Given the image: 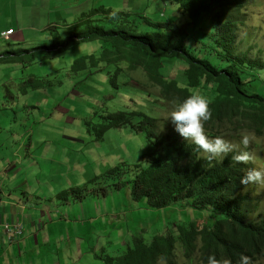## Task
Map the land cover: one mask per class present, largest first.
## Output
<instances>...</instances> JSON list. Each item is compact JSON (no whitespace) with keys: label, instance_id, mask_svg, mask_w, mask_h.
Segmentation results:
<instances>
[{"label":"trees","instance_id":"16d2710c","mask_svg":"<svg viewBox=\"0 0 264 264\" xmlns=\"http://www.w3.org/2000/svg\"><path fill=\"white\" fill-rule=\"evenodd\" d=\"M158 1L175 5L177 13L171 20L157 23L141 12L98 7L71 23L65 22L61 31L58 25L49 27L51 45L32 49L34 53L11 52L0 56V60L26 65L27 55L33 61L50 59L75 46L98 41L97 53L91 48L77 57L73 72L88 73L89 77L96 73L94 70H102L100 64L113 67L114 72L127 74L122 83L117 82L118 72L110 79L117 90H127L132 74L141 72L148 82L146 86L159 92L158 96L146 93L152 99L147 110L159 102L178 104L191 95H202L211 113L203 124L213 136L231 127L234 132L249 131L261 137L264 57H252L241 47L239 34L248 0ZM174 63L179 64L181 72L171 76L169 69ZM104 107L96 113L99 125L89 128L96 130V140H102L112 129L137 132L147 130V124L157 126L156 118L143 109L135 110V106L131 110V106L122 105L113 113ZM168 138L164 140L170 146L150 157L146 172L127 180V165L109 168L105 177L118 178L119 183L104 192L109 195L117 191L125 196L124 189H129V200L138 205L137 209L142 208L141 203L155 211L181 209L187 212L184 222H168L163 232L153 234L149 240L134 236L126 250L102 255L103 264H176L178 255L186 259L199 255L203 264H210V260L215 264L264 263V208L254 199L251 185L240 183L257 160L254 164L250 159L240 163L233 155L213 164L194 150L196 145ZM147 162L148 158L144 159ZM121 218L129 223L127 214ZM126 229L130 231L128 226Z\"/></svg>","mask_w":264,"mask_h":264},{"label":"rangeland","instance_id":"374dc122","mask_svg":"<svg viewBox=\"0 0 264 264\" xmlns=\"http://www.w3.org/2000/svg\"><path fill=\"white\" fill-rule=\"evenodd\" d=\"M103 6L114 11L141 12L157 23L171 20L177 13L175 5L158 0H0V33L7 27L16 31V38L9 41L0 36V56L49 46V27L58 25L61 31L65 22L71 23L82 13ZM241 21V47L250 51L252 57H264V0H250ZM97 45L98 41H93L75 46L50 59L33 61L27 55L26 65L0 60V182L8 191H15V184H24L36 196L52 193L49 198L54 206L48 210L53 214L46 212L43 218L46 222L55 221L51 225L56 224L57 228L53 232L55 239L50 236L53 246L41 242V250L27 263L12 259V264H103L102 255L126 250L134 236L149 240L153 234L163 232L168 222L185 220L187 212L181 209L155 211L144 203L137 209L138 205L129 200V189H124L125 196L117 191L105 195L104 191L119 183L118 178L105 177L109 168L124 162L129 166L142 164L140 160L147 155L161 152L155 145L161 141L147 130L133 132L130 128L112 129L102 140H96V130L89 129L99 125L96 113L104 106L113 113L122 105L149 113L146 105L152 99L146 93L158 96L159 92L146 86L148 82L141 72L131 73L133 79L127 90L111 85L110 79L118 72L113 67L100 64L102 70H94L96 73L89 77L88 73L73 72L74 60L91 48L97 53ZM179 70V64L174 63L169 72L175 76ZM126 79L127 74L119 73L117 82ZM173 103L162 104L166 107V133L171 124L170 113L177 104ZM218 136L233 145L231 152H247L253 164L258 161L255 168L264 169V134L259 137L249 131L234 132L230 127ZM243 136L248 137L247 146L240 143ZM4 169L15 173L12 181ZM126 170L124 177L128 180L133 175H129V167ZM250 185L254 199L263 209L264 184ZM79 186L86 190L73 193ZM82 194H86V199ZM122 214L124 218L127 214L129 223L121 221ZM198 225L201 227L203 221ZM46 234L40 233V238ZM198 256L186 259L178 255L175 263L203 264Z\"/></svg>","mask_w":264,"mask_h":264},{"label":"clouds","instance_id":"9594fccd","mask_svg":"<svg viewBox=\"0 0 264 264\" xmlns=\"http://www.w3.org/2000/svg\"><path fill=\"white\" fill-rule=\"evenodd\" d=\"M248 2L250 3V0H248ZM9 30H13L15 35L16 31L13 28L7 30L5 28V31H1L0 36L3 38V33ZM13 36L9 37V39L6 41L11 40ZM148 110L149 113L146 112L147 115L156 118L158 121L155 123L157 125L155 126V128L147 124V130L150 134L151 131L149 130V128H152V130L154 131L153 135H157L159 137V140L161 142H157L155 145L160 148L161 151L166 150V145L170 146L168 142L164 139L168 138L169 136H172L173 138L178 139L180 142L185 143L186 145H196L197 148H194V150L198 152V154L203 159L211 160L213 164L215 162L224 160L228 156L233 157V155V159L236 162L243 163L247 162L249 159L251 160V157L249 158V154L247 152L242 151L238 155H236L234 152H231L233 145L229 141L225 140L224 138L218 135L213 136V134H211L209 130L206 129V126L203 124V122L209 119L211 113L209 111L208 101L202 95H191L184 99L182 102L175 105L174 109L170 113L169 121L171 124L167 126L169 133H166V130L164 131V126L167 122L165 112L166 107L159 102L156 107H151ZM168 140H170V138H168ZM248 142L249 141L247 136H243L240 140V143L244 146H247ZM203 152L208 153L210 155L203 156ZM221 154L227 155L222 158L215 157ZM147 156V163H144V160H140L142 164L136 163L135 165L130 166L126 162L123 163L125 166L127 165L126 167H129V169L131 170L130 173H132L133 178L138 173L140 174L142 172H146L147 169L150 168V157H153V155ZM94 179L92 178V180ZM240 183L242 185H248L251 183H255L257 185L264 184V169H257L253 167L251 169L246 170L244 175L240 178ZM81 188L84 189V187ZM85 196L86 194H82V197ZM20 224L23 227V224ZM210 264H215V262L210 260Z\"/></svg>","mask_w":264,"mask_h":264},{"label":"crops","instance_id":"0c3cea01","mask_svg":"<svg viewBox=\"0 0 264 264\" xmlns=\"http://www.w3.org/2000/svg\"><path fill=\"white\" fill-rule=\"evenodd\" d=\"M6 29H11V27ZM2 31H5V28ZM12 38H16V33ZM4 171L11 176L10 181H12L15 173L10 172L8 169H4ZM23 186L24 184H15V191H8L0 182V221L8 224L19 222L24 227L23 234L19 236L16 242H6L4 235L0 237V264H12L13 260L19 261L20 259L23 263H27L29 258L32 259L33 254H37L41 250V242H43L42 245L48 244V242L51 246L54 245L50 241V236L53 238V232H56L57 228L55 227L56 224H51L56 222H46L43 218L46 212L53 214L51 209L54 204L51 202L52 197L49 198L52 193L47 195L49 192H45L36 196L34 193H29ZM82 198L86 199L85 197ZM48 208L51 209L48 210ZM53 227L54 229H52ZM44 231L47 234L43 235L41 239L40 233L43 234ZM56 252H58V249ZM50 257L51 254L48 255V259Z\"/></svg>","mask_w":264,"mask_h":264},{"label":"built area","instance_id":"2783aa9c","mask_svg":"<svg viewBox=\"0 0 264 264\" xmlns=\"http://www.w3.org/2000/svg\"><path fill=\"white\" fill-rule=\"evenodd\" d=\"M14 35L13 30H9L3 33V38L8 40L9 37ZM23 233V227L19 222L14 224H7L3 221H0V237L4 235L6 237V242H16ZM1 242V240H0Z\"/></svg>","mask_w":264,"mask_h":264}]
</instances>
